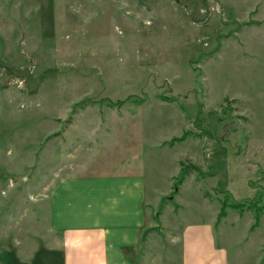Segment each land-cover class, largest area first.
<instances>
[{
  "label": "rangeland",
  "instance_id": "obj_1",
  "mask_svg": "<svg viewBox=\"0 0 264 264\" xmlns=\"http://www.w3.org/2000/svg\"><path fill=\"white\" fill-rule=\"evenodd\" d=\"M124 169L264 264V0H0V264L58 242L55 179Z\"/></svg>",
  "mask_w": 264,
  "mask_h": 264
},
{
  "label": "crops",
  "instance_id": "obj_2",
  "mask_svg": "<svg viewBox=\"0 0 264 264\" xmlns=\"http://www.w3.org/2000/svg\"><path fill=\"white\" fill-rule=\"evenodd\" d=\"M81 172L58 177L47 193V224L56 245L23 261L10 262L7 254L3 264H230L216 242L215 220L203 226L176 218L171 235L157 232V208H148L140 175Z\"/></svg>",
  "mask_w": 264,
  "mask_h": 264
},
{
  "label": "trees",
  "instance_id": "obj_3",
  "mask_svg": "<svg viewBox=\"0 0 264 264\" xmlns=\"http://www.w3.org/2000/svg\"><path fill=\"white\" fill-rule=\"evenodd\" d=\"M225 202V201H224ZM222 203V209H221V212L218 213V217L220 218V216L223 215V211H224V208L227 206L225 203ZM238 204H231L232 208H235ZM217 217V218H218Z\"/></svg>",
  "mask_w": 264,
  "mask_h": 264
}]
</instances>
